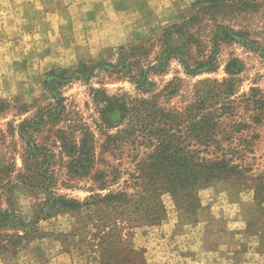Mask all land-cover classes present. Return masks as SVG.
Here are the masks:
<instances>
[{
	"label": "rangeland",
	"instance_id": "374dc122",
	"mask_svg": "<svg viewBox=\"0 0 264 264\" xmlns=\"http://www.w3.org/2000/svg\"><path fill=\"white\" fill-rule=\"evenodd\" d=\"M198 1L0 0V264H106L109 256L127 264L129 248L144 251L150 264H264V122L254 121L258 113L246 102L252 90L264 95V0H223L209 11L203 8L211 4L193 9ZM197 12L202 33L219 25L236 34L221 44L217 72L192 77L173 61L151 77L156 87L143 96L128 79L99 69L90 81L59 87L67 111L60 121H41L57 108L44 86L48 73L117 65L122 48L142 47L153 59L164 30ZM233 59L242 66L234 77L226 72ZM230 78L239 109L229 122L242 130L222 147L240 166L239 179L199 191L195 211L162 196L167 219L150 224L135 206L149 201L150 216L158 217V179L136 178L150 150L139 134L135 144L107 145L130 132L112 105L146 99L184 113L201 83ZM170 84L175 95L165 91ZM104 94L115 100L103 114ZM65 134L74 149L59 139ZM115 241L125 254L109 255Z\"/></svg>",
	"mask_w": 264,
	"mask_h": 264
},
{
	"label": "trees",
	"instance_id": "16d2710c",
	"mask_svg": "<svg viewBox=\"0 0 264 264\" xmlns=\"http://www.w3.org/2000/svg\"><path fill=\"white\" fill-rule=\"evenodd\" d=\"M223 0H200L193 5V9L198 5L211 4L203 10L220 8L218 2ZM202 10L201 13L205 14ZM199 12L179 24H174L165 29L157 41L160 49L153 59L149 52L142 47L120 49L119 62L117 65L99 63L87 65L79 64L73 70H53L46 75L44 86L51 94H54L57 108L47 111L48 115H43V119L49 118L53 121H60L64 112L67 111L65 98L62 95L56 96L58 88L72 81H90L94 74L101 69L112 74L119 75L136 87L140 94L147 95L156 87V83L151 79L152 76H159L166 73L171 62L179 63L185 73L192 77L204 74H213L219 69V48L225 41H234L236 34L227 27L215 26L208 30L209 33H202L201 28H195L199 22ZM175 40L180 43L175 44ZM145 51V52H144ZM242 71V66L237 59L231 60L226 72L234 77ZM170 84L165 90L169 95H175L178 90ZM97 95H102L101 91H96ZM235 80L227 79L223 82L217 80H207L197 87L195 102L192 103L184 113L172 114L161 109L154 101L146 99L117 100L118 104L112 105L115 100L103 95V102H108V107L104 106L103 114L108 112L110 106H115L116 111L123 112L122 121L127 122L129 133L124 134L120 131L115 137L107 142L115 150L138 140L140 145L150 150L147 159L143 162L141 174L137 179H151V184L158 179V190L162 193L157 199L156 218H152L150 213L153 207L149 201L142 203L136 202L137 209L143 206L146 220L150 224L162 225L167 219L166 206L161 198L169 195L174 206L178 210L186 212L195 211L199 205V191L207 189L218 180L233 179L240 177V166L233 165L230 150L227 152L222 145L230 144L235 135L241 133V124L232 123L239 109L235 99ZM246 102L252 111L258 115L254 121L258 124L264 122V95L259 90H252ZM99 98V97H98ZM246 98V96H244ZM105 99V101H104ZM97 100V99H96ZM102 100H98L101 103ZM101 101V102H100ZM117 106V107H116ZM2 105H0L1 110ZM31 127V125H28ZM72 135H64L59 139L64 147L74 149L75 142L70 141ZM90 141V140H89ZM94 144V143H92ZM135 144V143H133ZM106 145V144H105ZM106 145V146H107ZM88 143L85 145L84 153H89ZM213 149V150H212ZM239 179V178H237ZM261 189L256 193L260 194ZM72 206L78 203H71ZM197 208V207H196ZM139 209V210H140ZM155 214H152L155 216ZM123 242V239L120 240ZM120 242H112L109 255L124 253L125 249L118 248ZM125 254V253H124ZM131 259L127 264H150L145 258L144 251L129 248L125 255ZM113 258L109 256L106 264H112Z\"/></svg>",
	"mask_w": 264,
	"mask_h": 264
}]
</instances>
